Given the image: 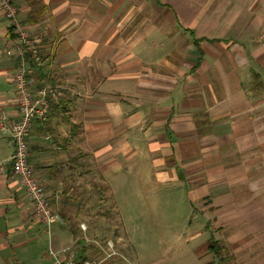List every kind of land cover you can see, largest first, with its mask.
Returning <instances> with one entry per match:
<instances>
[{
    "label": "crops",
    "instance_id": "obj_1",
    "mask_svg": "<svg viewBox=\"0 0 264 264\" xmlns=\"http://www.w3.org/2000/svg\"><path fill=\"white\" fill-rule=\"evenodd\" d=\"M13 2L43 53L29 65V87L58 91L27 136L57 227L77 228L81 246L89 226L66 219L112 208L139 170L148 187L186 204L190 228L198 221L176 264L186 251L192 264H264V0ZM15 43L0 8L8 119L18 116ZM13 151L11 130H0V264H50L52 225L47 233L35 218Z\"/></svg>",
    "mask_w": 264,
    "mask_h": 264
},
{
    "label": "rangeland",
    "instance_id": "obj_2",
    "mask_svg": "<svg viewBox=\"0 0 264 264\" xmlns=\"http://www.w3.org/2000/svg\"><path fill=\"white\" fill-rule=\"evenodd\" d=\"M128 181L118 191L112 208L106 205L88 217L78 211L73 218L66 219L71 224L83 219L89 226L86 235L81 236L82 244L87 246L86 255L104 258L103 264H176L173 254L179 252L180 243L182 248L190 245L186 240L194 234L190 232L200 229L198 221L192 220L190 228L186 204H177V196L171 189L148 187L145 182L149 179L144 172L130 171ZM75 196L76 192L71 193L70 200L80 206ZM58 224L54 222L50 230L56 251L72 245L73 235L78 231L72 227L70 233L64 225L62 229L57 227ZM182 254L185 257L181 264H192L189 252Z\"/></svg>",
    "mask_w": 264,
    "mask_h": 264
},
{
    "label": "built area",
    "instance_id": "obj_3",
    "mask_svg": "<svg viewBox=\"0 0 264 264\" xmlns=\"http://www.w3.org/2000/svg\"><path fill=\"white\" fill-rule=\"evenodd\" d=\"M0 8L9 20L10 29L15 35L14 54L19 60V64L12 75L16 93L14 102L18 109V116L14 119H8L5 112L2 111L0 130L2 132L11 130L14 142V151L11 156L13 173L18 177L19 183L25 187L27 197L33 205L35 218L49 233L50 226L58 219V215L51 207L46 189L38 182L28 161L27 136L34 119L41 122L48 119L51 102L57 97L58 91L51 85H43L35 89L29 87L27 80L29 65L30 63L34 65L42 63V50L36 39L19 19L18 7L13 0H0ZM80 227L85 229L83 225ZM77 242L59 251L50 250V264H103L104 258L86 256L79 259L80 246Z\"/></svg>",
    "mask_w": 264,
    "mask_h": 264
},
{
    "label": "trees",
    "instance_id": "obj_4",
    "mask_svg": "<svg viewBox=\"0 0 264 264\" xmlns=\"http://www.w3.org/2000/svg\"><path fill=\"white\" fill-rule=\"evenodd\" d=\"M218 243L216 241L212 242L210 245H208V247L212 248L213 246H216V250H213L214 253H219L220 251V247L217 245ZM87 246H85L84 244H81L80 248H79V256L78 258L81 259V258H84L86 257V248Z\"/></svg>",
    "mask_w": 264,
    "mask_h": 264
}]
</instances>
